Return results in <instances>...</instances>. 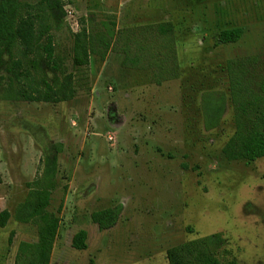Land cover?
<instances>
[{
  "label": "rangeland",
  "instance_id": "374dc122",
  "mask_svg": "<svg viewBox=\"0 0 264 264\" xmlns=\"http://www.w3.org/2000/svg\"><path fill=\"white\" fill-rule=\"evenodd\" d=\"M64 8L53 32L75 74V97H0V211L11 213L0 226V264L14 263L20 241H36V225L13 215L58 143L47 210L60 225L49 264H168V247L215 233L239 264H264V157L229 162L221 151L234 132L226 61L256 56L255 77L264 74V0H64ZM82 18L117 28L171 21L178 76L156 84L148 70L123 68L114 51L75 68L72 33ZM234 27L241 37L220 43L219 32ZM5 84L0 70V96ZM220 96L219 123L206 129L209 103ZM106 207L119 216L99 230L90 214ZM80 229L84 250L71 247Z\"/></svg>",
  "mask_w": 264,
  "mask_h": 264
},
{
  "label": "trees",
  "instance_id": "16d2710c",
  "mask_svg": "<svg viewBox=\"0 0 264 264\" xmlns=\"http://www.w3.org/2000/svg\"><path fill=\"white\" fill-rule=\"evenodd\" d=\"M66 14L64 0H0V70L6 84L1 98L36 102H62L76 95L75 74L65 64V56L55 44L54 26ZM241 27L222 29L218 41L234 43ZM71 60L75 68L88 65L91 56L104 60L110 51L122 55L121 66L148 70L151 80L160 84L178 76L174 27L171 21L117 28L112 19H81L72 33ZM256 56L226 61L229 99L233 108L234 132L222 147L226 161L246 163L264 157V74L255 77ZM214 95V94H211ZM223 111V99L214 98L206 111L205 128H215ZM41 159L38 175L27 183L28 192L14 211L15 220L36 225V241L18 243L13 264H49L60 218L50 212L51 191L56 185L58 153ZM11 216L0 211V226ZM117 207L94 210L91 221L99 230L114 226ZM13 232L8 242L11 243ZM87 231L80 229L71 238V247L87 248ZM168 264H239L227 248V240L215 233L186 240L166 249Z\"/></svg>",
  "mask_w": 264,
  "mask_h": 264
},
{
  "label": "crops",
  "instance_id": "0c3cea01",
  "mask_svg": "<svg viewBox=\"0 0 264 264\" xmlns=\"http://www.w3.org/2000/svg\"><path fill=\"white\" fill-rule=\"evenodd\" d=\"M53 248H54V246H53ZM53 251V250H52Z\"/></svg>",
  "mask_w": 264,
  "mask_h": 264
}]
</instances>
